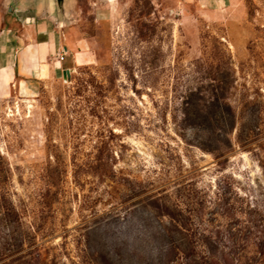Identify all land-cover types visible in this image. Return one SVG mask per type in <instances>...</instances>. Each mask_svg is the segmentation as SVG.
I'll return each mask as SVG.
<instances>
[{
	"label": "rangeland",
	"instance_id": "374dc122",
	"mask_svg": "<svg viewBox=\"0 0 264 264\" xmlns=\"http://www.w3.org/2000/svg\"><path fill=\"white\" fill-rule=\"evenodd\" d=\"M0 264H264V0H0Z\"/></svg>",
	"mask_w": 264,
	"mask_h": 264
},
{
	"label": "crops",
	"instance_id": "0c3cea01",
	"mask_svg": "<svg viewBox=\"0 0 264 264\" xmlns=\"http://www.w3.org/2000/svg\"><path fill=\"white\" fill-rule=\"evenodd\" d=\"M24 8V11L19 14L23 32L16 35L17 39L13 41L14 45H9L6 58L8 62L2 63V67L9 68L8 83L16 75L38 77L42 71L41 65L44 62L49 63L50 59H53L52 68H59L62 64L60 56L66 51V47L63 46L62 40L56 32V26L54 27L53 16L46 13L38 15L34 11L31 12L30 8H26V5ZM31 81L23 80L24 83Z\"/></svg>",
	"mask_w": 264,
	"mask_h": 264
},
{
	"label": "built area",
	"instance_id": "2783aa9c",
	"mask_svg": "<svg viewBox=\"0 0 264 264\" xmlns=\"http://www.w3.org/2000/svg\"><path fill=\"white\" fill-rule=\"evenodd\" d=\"M60 59H61V60L64 59V54H61Z\"/></svg>",
	"mask_w": 264,
	"mask_h": 264
},
{
	"label": "water",
	"instance_id": "95a60500",
	"mask_svg": "<svg viewBox=\"0 0 264 264\" xmlns=\"http://www.w3.org/2000/svg\"><path fill=\"white\" fill-rule=\"evenodd\" d=\"M59 3L62 2V0H57ZM59 5V4H58Z\"/></svg>",
	"mask_w": 264,
	"mask_h": 264
},
{
	"label": "bare ground",
	"instance_id": "6f19581e",
	"mask_svg": "<svg viewBox=\"0 0 264 264\" xmlns=\"http://www.w3.org/2000/svg\"><path fill=\"white\" fill-rule=\"evenodd\" d=\"M18 105V104H17Z\"/></svg>",
	"mask_w": 264,
	"mask_h": 264
}]
</instances>
